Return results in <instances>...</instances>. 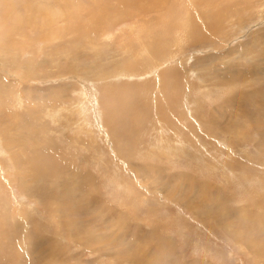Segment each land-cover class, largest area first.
Instances as JSON below:
<instances>
[{
    "label": "rangeland",
    "instance_id": "374dc122",
    "mask_svg": "<svg viewBox=\"0 0 264 264\" xmlns=\"http://www.w3.org/2000/svg\"><path fill=\"white\" fill-rule=\"evenodd\" d=\"M263 249L264 0H0V264Z\"/></svg>",
    "mask_w": 264,
    "mask_h": 264
},
{
    "label": "bare ground",
    "instance_id": "6f19581e",
    "mask_svg": "<svg viewBox=\"0 0 264 264\" xmlns=\"http://www.w3.org/2000/svg\"><path fill=\"white\" fill-rule=\"evenodd\" d=\"M180 19H181V17H180ZM186 20V19H185ZM188 21V20H187ZM186 28V27H185ZM173 59V58H172ZM170 72H174V71H170ZM160 73H162V72H160ZM175 73V72H174ZM173 73V74H174ZM178 73V72H177ZM169 74V73H168ZM156 75V74H155ZM162 75V74H161ZM157 76V75H156ZM169 78L170 77H172V76H170V74H169V76H168ZM175 76L173 75V78H174ZM172 78V79H173ZM178 79V78H177ZM163 81V80H162ZM170 82V81H169ZM171 82H173V81H171ZM173 84V83H172ZM15 160V159H14ZM59 195V196H58ZM64 197V195L63 194H55V193H52L50 196H49V205L51 204V205H55V206H59L60 207V204H61V200H60V197ZM78 197H84V196H82L81 194H79L78 193V195H77ZM73 198V197H72ZM64 199V198H63ZM67 201H69V198H67L66 199ZM58 201V202H57ZM63 201V200H62ZM65 201V200H64ZM57 202V203H56ZM64 203V202H63ZM66 203V202H65ZM72 204H75V203H72ZM78 204V203H77ZM50 205V206H51ZM76 205V204H75ZM69 206V205H68ZM72 206V205H71ZM78 206V205H77ZM51 208V207H50ZM79 208V207H78ZM71 209H73V208H71ZM82 210V209H81ZM50 211H52V210H50ZM73 211H75V209L73 210ZM77 211V210H76ZM80 211V210H79ZM52 212H54L55 214H57L58 215V213L59 212H57L56 210H53ZM59 216V215H58ZM77 217V216H76ZM114 223V222H113ZM76 235V234H75ZM264 250V249H263ZM262 251V250H261Z\"/></svg>",
    "mask_w": 264,
    "mask_h": 264
}]
</instances>
